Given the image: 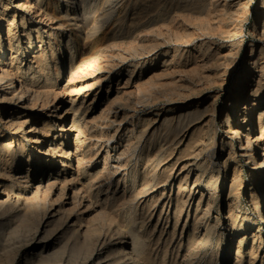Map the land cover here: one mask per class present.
Listing matches in <instances>:
<instances>
[{
	"label": "bare ground",
	"instance_id": "obj_1",
	"mask_svg": "<svg viewBox=\"0 0 264 264\" xmlns=\"http://www.w3.org/2000/svg\"><path fill=\"white\" fill-rule=\"evenodd\" d=\"M11 1L14 3L12 4ZM162 1L164 3L157 2L158 4L156 3L155 6L152 4L153 9L150 5V8L156 13L154 19L156 18L157 21L166 20L172 14L174 15L182 10H192L199 13L195 14L198 16L195 22L198 20L202 25L201 29L203 30L204 28L203 35L205 36V42L199 46L201 54L198 56L196 54L197 52L191 53L189 50H184V47H188L189 45L185 42V45H182L184 49L180 50V47H176L178 58L175 57L173 60L174 64L181 65L183 68L185 67L187 71L191 70L198 73L201 68L205 70L209 67L215 68L217 59V65L219 62L221 66L229 65L231 62L229 55L225 54L218 57L215 54V41L212 37L215 36L216 29L220 30L219 28L226 21H230V19L236 16L235 13L244 5L243 0ZM90 5L87 4L86 0H0V122L3 123L5 130L10 131V133H6V131L1 130L0 126V208L6 209L11 216L15 217H28L33 216V214L39 217L37 231L33 237L34 244L31 245L30 251L31 256L34 258H48L54 251H58L63 247V244H68L73 239L75 247L77 248L78 245H81V247L84 245L91 247V250H93L91 257L93 259L90 260L93 262H100V260L107 259L106 264H166L165 261L157 262L160 259L159 255H161L159 253L163 250L166 252L170 248L174 235L184 218L186 222L191 219L193 222L190 241L195 238L196 233L201 232L204 228L206 232L209 231L212 233L215 231V223L211 224L209 221L212 207L211 199L216 194L215 179L217 176L219 177L222 171H228L229 164L233 160L232 158L238 154L248 156L253 166V176L257 177L255 181L260 189V193L251 191V200L258 212H262L261 199L264 197V170L258 174L257 171L259 168L264 169V112L260 109V106L264 102V47L260 48V52H257L256 46L252 45L250 50V62L258 67L256 71L246 68L245 76L250 77V86L252 87L250 91V96L252 97L250 100L251 103L246 107L244 106L246 105L249 90L245 86V79H243L239 82L238 87V90L241 89V92L235 96V103L233 101L231 102V109L227 110L222 134L217 133L214 129L212 134L201 139L195 146L198 150V155L202 153L206 155L205 160L200 163V165H203L204 171L198 172L194 181L191 182L189 178L193 170L191 166L186 168L183 166L180 170L174 166L172 175L176 174L175 178H179L178 191L174 198L168 196L163 200L158 199L153 204L150 203L148 207H143L140 203L136 204V206L132 205L133 208L131 207L129 227L127 230H121L120 228L122 226H120L116 231L113 228L115 232L112 229H107L106 232H97V225H95L96 223L94 224V220L90 219V216L93 211L99 208L103 209V203L99 198H101L100 196L103 192L107 193L109 188H111L113 176L110 174L116 173L118 169L124 166L122 164V156L115 158L116 163L114 165L112 164L110 169L108 168V175L105 173V177H102L104 176L103 173L105 170L99 176L97 175V180L89 177V187L86 189V186L81 183V179L79 180V177H77L80 174L81 168L88 166L83 160L85 157L82 154L81 147L83 148L85 143L92 139L102 138L105 135L103 134L104 131L100 130L98 134L89 133V140L87 138L88 126L84 124L77 125L75 114L74 112L72 113L76 100L70 98L72 107L66 108L64 112L63 110L61 112V107L63 106L55 104V101L60 97V90H55L53 87L48 88L51 84H44V88L41 86L42 89L40 85L35 86L38 85L39 78L43 77V81L45 82H54L55 80V85H57L69 73L71 77L77 71L83 70L85 66L82 64L83 59L81 57L77 58L79 45L91 40L94 35L96 36L97 30L99 31V28L101 29L97 25V22L95 23V20H92L93 17L90 18L88 16V13H90L88 11ZM150 12L147 15L151 14ZM137 15L138 12L135 16ZM139 16H141V13H139ZM139 19L137 18V20ZM4 26L7 27L5 36H3ZM19 28L21 29L20 33ZM253 31L257 33L259 38L264 40V0H262V4L260 5V18L258 17V21L255 22ZM35 33L36 37L34 35ZM45 33L49 40L48 47L50 50H47V47L43 44V35ZM139 33L141 34V32ZM151 33L158 35V33H153L152 30ZM151 33L148 36L153 37L154 41L157 36L155 35L154 37ZM187 33L189 34V31ZM188 34H165L162 36V33H160L158 35L160 38H157L158 40H155V42L146 41V43L136 37L135 40L138 43L135 49L139 54L151 53L153 49L163 43L160 40L163 39L170 43H177L187 38ZM53 43H56L57 48L53 47ZM22 45L26 47L23 51L21 48ZM108 49L101 54L105 55L106 52L109 54L110 49L109 51ZM21 51L31 54L28 68L22 66L24 58L21 57ZM5 57H7V62H5ZM201 58H203L204 62L200 60ZM51 62L56 67H54V71L51 70V67L49 68ZM199 62L203 63V65H200ZM68 69H70L69 73L67 71ZM53 72L56 76L50 77ZM25 75H29L31 79L29 78L30 80L27 81ZM203 79H205V76ZM199 81H201V78ZM133 94L136 97L134 105L143 104V102L146 103V101L152 98L155 100L163 98H168L171 101L177 100V93L173 90L171 91V89L156 79L151 81L147 86H137ZM39 103L42 104V110L52 105V108L55 109L53 114L48 116L50 118L44 120L42 126H39L38 118L34 114V110ZM240 108L244 110L242 113ZM208 111L209 108L207 107H190L185 112H181L180 115L168 118L169 120L167 119L170 121V126H168L169 128L165 130L164 135L160 139L151 137V145L152 143H156L157 140H159V144L157 141V151L156 153L154 152V155L149 153L150 148L147 151L148 154L144 169L146 171V168H148L147 163L152 162L151 167L149 166L150 169L147 171L148 177L146 176L151 179L150 181L157 178V171L161 168V162L158 161L154 164L153 162L161 157L159 155L165 150V146L169 147L173 144L182 130L190 128L197 122L204 120V115ZM212 112L215 115V108L212 109ZM69 113L71 114L69 115ZM71 115L73 116L70 130L73 129L75 131L73 139L74 149L73 151H68L63 149L62 145L64 143L69 144L70 135H67L66 141L57 142L61 136L60 134L58 135L57 131H66V128L65 125H57L56 120L66 122V119ZM237 117H241L244 121L242 122ZM114 122V119L110 120L104 127L108 130L109 126ZM93 127H96V125ZM56 129L58 130L55 131ZM19 131L23 135L20 139L15 140V136L13 134L11 135V133H17ZM114 135H109L110 137L108 136L101 146L107 148V153L104 157L105 161L112 159L109 141ZM233 136L239 139L244 137L243 143H240L238 150H234L233 153L228 152L227 156H225V146L228 144L234 145L230 142ZM172 138L173 140H171ZM96 140L98 141V139ZM97 141L93 146H98L99 142ZM29 143L35 145L33 152L27 151V144ZM88 144H90L88 147L94 148L93 146L91 147V143ZM218 144L221 145L219 148L217 147ZM257 148H260V151L257 152ZM123 150V156H133L129 145ZM35 151L38 154L36 162L33 159ZM142 152L139 150V153H137L140 159ZM220 152L222 153L220 154ZM144 158L142 156V159ZM91 159H93L92 155L87 160V164H89L88 162ZM73 160L77 163L75 173L73 174L74 176L70 181L67 176L61 180L60 174L63 173L62 171H68L73 168ZM59 163H62V167H59ZM26 165L28 168L26 167L27 169L25 170L24 166ZM136 167L138 166L136 165ZM103 169H106L105 165ZM184 171L186 174L183 176ZM207 172L210 173V179L207 181V184H202L201 180ZM48 173H50V177L45 179ZM240 185V174L237 173L235 167L229 194L227 195L229 200L228 215H226L227 225L232 228L234 234L244 231V234L246 233V235L248 234L253 237L254 244L252 250L249 252L250 258L247 263L254 264L258 260L263 230L260 229L257 233L251 226L245 227V218L237 210L239 207L238 187ZM150 190H146L145 194L150 193ZM39 197L42 199L41 202H36ZM196 198H198V201L195 203ZM173 203L176 206L173 213L166 211V207ZM140 205L143 207L142 209H140ZM39 208H44V216H39ZM140 210L145 215L143 214L139 217L138 212ZM161 220L167 222L173 220L172 231L167 232L165 229L163 230L160 227ZM142 227L145 228L143 229ZM185 229L186 224L182 226V233ZM2 230L3 233L5 231L7 233L5 225H3ZM157 230L160 234L156 238L154 233ZM165 233L170 238L167 237L164 239L163 241L168 242L161 247L159 244H161L160 241H162L161 239ZM63 238L64 241H61ZM59 239L60 242H57ZM256 241L260 245L258 248H255ZM242 242L243 239H240L234 264L243 263L242 257L244 254L240 252ZM152 246H154L153 249ZM106 249H110L111 252L103 258L102 253ZM185 264H193V262L188 261Z\"/></svg>",
	"mask_w": 264,
	"mask_h": 264
},
{
	"label": "rangeland",
	"instance_id": "obj_2",
	"mask_svg": "<svg viewBox=\"0 0 264 264\" xmlns=\"http://www.w3.org/2000/svg\"><path fill=\"white\" fill-rule=\"evenodd\" d=\"M86 1L88 5L91 3L88 16L90 18L93 17L92 20H95V23L97 22V25L101 27V29L99 28V31L97 30L96 36L94 35L91 40L79 45L77 58L81 57V59H83L82 64L85 65L83 70L77 71L74 76L72 75L70 77V69H68L67 71L69 74L67 73L68 75H66L65 79L57 85H55V80L54 82H45L42 77L39 78L38 85L35 86L40 85V87L42 86L44 88V84H51L48 88L53 87L55 90H60V97L55 101V104L63 106L61 107V112L62 110L64 112L66 108L72 107L70 98L75 99L76 102L73 106L75 110L72 109V113L74 112L75 114L77 125L84 124L88 126V137L87 135L86 137L89 140L90 134H98L100 130L104 131L103 134L105 135L102 138H96L98 141L92 139L85 143L83 148L81 147L82 154L85 157L83 160L88 166H85L86 168L82 167L77 177H79V180L81 179L80 181L86 186V189L89 187V177H91V179L93 177L95 178L93 180H97V175L99 176L103 173V170H105V172L102 177H105V173L108 175V168L110 169L111 165L116 163L115 158L122 156V164H124V166L118 169L116 173L110 174L113 176L111 188H109L107 193L103 192L100 196L101 198H99L103 203V209L99 208L93 211L90 219L94 220V224L96 223L95 225H97L98 228L97 232H106L107 229H112V231L115 232L120 226L123 227L120 229L125 231L129 227L131 207L133 208V206H136L138 203L143 207H148L150 203L153 204L158 199L163 200L168 196L172 198L176 196L179 178H175L176 174L172 175L174 166L178 170L183 166H185V168L191 166L193 168L189 176L191 182L194 181L198 172L204 171V167L202 164L200 165V163L205 160L206 155L205 153L198 155V150L195 146L201 139L212 134L214 129L217 133L222 134L227 110L231 109V102L233 101V103H235V96L239 95L241 92V89L238 90V87L239 82L243 79H245V86H247L249 90V96L247 95L246 105L244 106L246 107L251 103L250 100L252 97L250 96V91L252 87L250 86V77L245 75L246 68L254 69L255 71L258 70V67L251 64L249 59L251 46H256L257 52H260V48L264 47V40L259 38L257 33L253 31L255 22L258 21V17L260 18V5L262 4V0H243L244 5L235 13L236 16L230 19V21H226L223 26L219 28L220 30H215V36L212 37L215 41V54L218 57L225 54L229 55L231 61L229 65L221 66L220 62V64L218 63L217 65V59L215 68L209 67L206 68V70L201 68L200 71L198 70L199 73L191 70L187 71L185 67L183 68V66L173 63V60L177 57L176 47H180V50L185 48L184 50H189L191 53L197 52L196 54L198 56L201 54L199 46L201 43L203 44L205 42V36L203 35L204 28L203 30L201 29L202 25L198 20L195 22V19L198 17L195 14H199L198 12L182 10L178 12L179 14H170L171 17L168 19L166 18V20L157 21L156 18L154 19L156 13L153 12L152 9L153 5L155 6L157 2L164 3L162 0ZM107 1L108 3H106ZM103 2L104 4H102ZM11 3L13 4L14 2L11 1ZM137 12L138 15L141 13V16H135ZM148 12L151 14L147 15ZM194 16L196 17L194 18ZM136 17L138 19L141 18L137 20ZM151 18L152 20H150ZM3 29V36H5L7 27L4 26ZM20 30L19 28V33L21 32ZM151 30L153 33H158V35L162 33V36L165 34H188V31L189 34L187 38L177 43H170L162 39L160 41L163 43L153 49L151 53L139 54L135 49L138 43L135 39L138 37L144 43H146V41H153V37L148 36ZM138 31L141 32V34ZM34 35L36 37V33ZM152 35H154V37L156 35L157 38L159 37L157 34ZM43 36V44L47 47V50H50L48 47L49 40L47 34L45 33ZM157 38H155V40H158ZM155 40L153 42H155ZM185 42L189 44L188 47L182 46L185 45ZM53 47L57 48L56 43H53ZM21 48L22 51L26 49L25 45H22ZM107 49L109 54L106 52L105 55H102L101 53ZM22 51L20 52L21 57L24 58L22 66L28 68L31 54ZM6 58L7 57H5V62H7ZM200 60L204 62L203 58ZM200 62L199 64L203 65V63ZM50 67L52 71L56 68L52 65V62L49 68ZM51 74L50 77L56 76L54 72ZM25 76L27 81L31 79L29 75ZM204 76L205 79H203ZM206 77L208 78L206 79ZM198 78H201V81H199ZM155 79L171 89V91L173 90L176 92L177 100L171 101L168 98L155 100L152 98L146 101V103L143 102V104L134 105L136 97L133 92L136 87L140 85L147 86ZM52 106L42 110V104L39 103L34 110V114H36L38 118L39 126H42L44 120L50 118L48 116L53 114L55 109L52 108ZM195 106L209 108V111L204 115V120L197 122L190 128L182 130L173 144L169 147L165 146V150L159 155L161 157L153 162V164L158 161L161 162V168L157 171V178L150 181L151 179L147 178V171L150 169L152 162L147 163L148 168H146V171L144 169L146 156L148 154L147 151L150 148L149 153L154 155L159 144V140H157L158 144H156V141V143H152L151 145V137L153 136L160 139L164 135L165 130L169 128L168 126H170L168 118L178 116L181 112H185L186 109ZM214 108L215 115L214 112H212ZM260 109L264 112V102L260 106ZM240 111L242 113L244 111L243 108H240ZM70 114L71 113H69V115ZM72 116L73 115L69 116L66 122L56 120L57 125H65L66 128V131L55 130H58V135H61L57 142L66 141L67 135H70L69 144L64 143L62 145L63 149L68 151H73L74 149L73 139L75 131H73V129L70 130ZM237 118L241 119L242 122L244 121L241 117ZM113 119L115 122L112 123L107 130L104 125L106 126V124ZM172 122L174 121L172 120ZM94 125H96V127H93ZM0 126L1 130L10 133V131L4 129L3 123L0 122ZM148 126H150L149 129ZM12 134L15 136V140L20 139L23 135L21 131L11 133V135ZM109 135H114L109 141L112 159L105 161L104 157L106 156L107 148L101 146ZM171 140H173V138ZM243 140L244 137L239 139L233 136L230 142L234 145H226L224 148V155L227 156L228 152L233 153L234 150H238ZM96 141L99 142V147L93 146ZM88 143H91V147L93 146L94 148L88 147L90 145ZM27 145V151L33 152L35 145L32 143ZM128 145L131 147L133 156L122 155L123 149ZM220 146V144L217 145L218 148ZM139 150L141 152L143 151L141 155L145 157L142 159L141 156L142 160L137 154ZM258 151H260V148H257V152ZM221 153L222 152H220V154ZM91 155L93 159L87 164V160ZM33 157L34 162H36L38 158L37 151H35ZM232 159L228 171H222L219 177L217 176L215 179L216 194L211 199V217H208L211 224L215 223V231L212 233L209 231L206 232L204 228L201 232L196 233L195 238L190 241V236L193 231V222L192 219L186 222L184 218L174 235L172 245L166 252H164V250L160 251L159 254L161 255H159V258L161 260L158 259L157 262L165 261L166 264H185L188 261H192L193 264H234L239 240L243 239L240 248V252L244 254L242 257L243 263L241 264H248L247 262H249L250 258L249 252L252 250L254 244L253 237L248 234L246 235V233L244 234V231L234 234L232 228L227 225L226 215H228L229 202L227 195L229 194L230 184L236 167L237 173L240 174L241 181V185L238 187L239 207L237 210L245 218V227L251 226L257 233L258 230H263L258 260L254 264H264V197L261 199L262 212L260 213L251 200V191L260 193V189L255 181L257 177L253 176V166L248 156L238 154ZM72 162L73 168L68 171H62L63 173L60 174L61 180L67 176L70 181L74 176L73 174L75 173L77 163L74 160ZM104 165L106 169H103ZM136 165L138 167H136ZM60 166L62 167V163H59V167ZM24 167L25 170L28 168L27 165ZM262 170L264 169L259 168L257 174ZM184 174H186L185 171L183 176ZM49 177L50 173L45 176V179ZM209 179L210 173L207 172L201 180L202 184H207ZM149 189H151L150 193L145 194L146 190L148 191ZM41 200V197H39L36 202H41ZM197 201L198 198L195 199V203ZM142 206L140 209L143 208ZM175 207V203L170 206L168 205L166 211L173 213ZM42 209L39 208L38 210L39 216H44L43 214H45L44 208ZM138 214L139 217L143 214L145 215L141 210ZM14 217L15 216H11L6 209L0 208V264H106L108 261L107 259H103L100 260V262H93L90 260L93 259L91 257L93 252L91 247L88 245L82 247L78 245L77 248L75 247L73 239L68 244H63V247L58 251H54L48 258H34L31 256L30 251L31 245L34 244L33 237L37 231L39 217L36 214L28 217ZM160 224V227L167 232L173 229V220H170V222L161 220ZM184 224H186V229L182 233V226ZM3 225H5V230L7 228V233L5 230L4 233L2 232ZM7 225L11 227L9 226V228ZM142 228L144 229L145 227ZM154 234L157 238L160 233L157 230ZM167 237H169V235L167 236V233H165L164 237L161 239L162 241H160L162 245L159 244V246L163 247L167 244L168 241H163ZM61 241H64V238L61 239ZM57 242H60V239L57 240ZM255 246V248L260 246L258 241H256ZM153 247L154 246H152V249ZM110 252V249L104 250L102 253L103 258L109 255Z\"/></svg>",
	"mask_w": 264,
	"mask_h": 264
}]
</instances>
